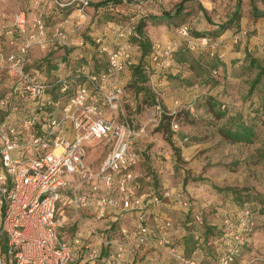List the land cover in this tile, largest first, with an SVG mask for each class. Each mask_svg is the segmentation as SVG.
<instances>
[{"label": "rangeland", "instance_id": "1", "mask_svg": "<svg viewBox=\"0 0 264 264\" xmlns=\"http://www.w3.org/2000/svg\"><path fill=\"white\" fill-rule=\"evenodd\" d=\"M66 1L71 0H0V32L20 11L29 22L41 17L49 30L40 37L42 46L31 47L29 58L43 69L89 60L91 69L106 68L107 54L93 40L96 33L106 32L110 46L115 41L127 45L131 64L119 73L124 97L117 117L126 118L139 133V191L169 190L189 197L188 212L163 208L188 235V253L203 239L202 252L214 250L219 242L227 251L236 242L240 252L230 264H264V74L252 82L259 67L250 62L255 58L264 67V17L254 18L250 0H241L238 19L219 29L230 20L237 0H187L181 15L157 23L147 20L144 31L151 50L142 60L133 38L139 18L173 11L180 0H144L141 5L133 0H90L84 17L78 13V0L63 5ZM257 5L264 9V0ZM58 27L69 38L55 36ZM193 31L201 34L194 36ZM7 44L0 40V51L13 49ZM137 64H143V81L134 74ZM9 80L0 66V96ZM241 125L251 129L248 138L224 134ZM24 137L29 140L32 133ZM104 148L103 143L91 142L86 162L97 165ZM70 209L68 201L57 203L63 219L70 215L66 227L58 230L64 240L70 242L72 234L90 237L85 221L103 230V220L85 215L82 219ZM235 235L242 242L235 241Z\"/></svg>", "mask_w": 264, "mask_h": 264}, {"label": "built area", "instance_id": "2", "mask_svg": "<svg viewBox=\"0 0 264 264\" xmlns=\"http://www.w3.org/2000/svg\"><path fill=\"white\" fill-rule=\"evenodd\" d=\"M133 1L141 5L144 0ZM78 2L84 17L90 0ZM59 27L53 34L69 38ZM48 30L41 17L29 22L20 11L2 32L16 46L0 51V66L10 79L0 96V264H136L135 253L152 246L164 249L178 264H230L240 252L236 242L215 259L196 260L178 250L176 223L163 208L187 210L191 203L185 193L137 189L139 133L126 118L117 117L124 97L119 73L131 64L128 46L116 41L110 46L100 32L95 41L107 54L106 69L93 71L90 60L74 72L60 71L64 65L59 64L52 83L26 69L31 47L42 46L40 37ZM70 72L71 79L66 77ZM53 84L59 87L56 98ZM26 133H32L29 140ZM91 142L108 148L97 165L86 162ZM60 200L68 201L70 212L82 219L103 220V230L85 221L90 237L61 238L58 230L66 222L57 214ZM115 220L119 227L112 226ZM234 240L242 242L238 235Z\"/></svg>", "mask_w": 264, "mask_h": 264}, {"label": "trees", "instance_id": "3", "mask_svg": "<svg viewBox=\"0 0 264 264\" xmlns=\"http://www.w3.org/2000/svg\"><path fill=\"white\" fill-rule=\"evenodd\" d=\"M186 1L187 0H180L179 2H177L175 4V7H174V10L173 11L172 10L165 9L160 14H147V15L142 16V17L139 18V20H138V22L136 23V26H135V36L133 38H134V41L137 43L138 47L140 48V55H141L142 60L144 59L145 56L148 55V53L151 50V41H150L149 37L146 35V33L144 31V27L146 25L147 20H150L153 23H157V22H163L165 20L173 19V18H175V17H177V16H179V15L182 14V12H183V10L185 8L184 3ZM257 1L258 0H250L252 16L254 18L264 17V9H261L257 5ZM240 4H241V0H237L235 10L233 11L230 20L228 22L219 24L218 25V28L219 29H222L229 22H231V21H233L235 19H238L239 12H240ZM201 8H203V7H201ZM218 31H216V33H218ZM102 34L104 35L107 43H109V41H108V34H106V32L105 33H102ZM200 34L201 33L198 32V31H193V35L194 36H197V35H200ZM1 36H2V38H1ZM97 36H98V33H96L94 35V37H93V40L94 41H95V39H96ZM5 38L6 37L3 36V33L0 32V40H3ZM100 52H102V51H100ZM102 53H105V52H102ZM29 55H28V64L26 65V69L28 71H30V72L41 73V74L45 75L53 83L54 82V79H55L54 78L55 77V73H52L51 72V68L52 67L54 68L55 67V64L54 65L53 64L50 65V67L48 66L49 68L48 67H45L44 69H43V67L41 68V66H39V64L33 66V63H32L33 61L30 60ZM83 62L84 61L79 62L77 64H73V65L67 64V63L65 65V63H64V67L61 68L60 71H66V72H68V68H70L71 71L74 72V70L81 63H83ZM250 62H252V64H254L256 67H259V71H258V73H256V77L252 81V82H257L259 80L260 75L261 74H264V67L262 65H260V63L258 62V60L255 59V58H250ZM142 65L143 64L134 65V74L136 75V77L140 78L141 81H143L145 79V74L143 73ZM105 69L106 68L101 69L99 71L101 72V71H104ZM40 70H42V71L44 70L45 72L44 71L43 72H40ZM93 71L98 72V71H96L94 69H93ZM72 72H70V75L69 76L66 75V77L69 78V79H71L72 78V75H73ZM122 85H123V88H124V84L123 83H122ZM58 89H59L58 85L57 84H53L52 90H51V93L53 95L52 97L56 98L58 96L57 95ZM70 91H71V88H70ZM251 133H252L251 129L249 127L243 126V125H241L238 129H235V130H232V129H226V130H224V134L225 135H227V136H229L231 138H234V139H241L243 137H247L248 138ZM168 139L171 142V139L169 137H168ZM103 146H105L104 149H106V151H107L108 150L107 146L105 144H103ZM137 152H138V150H137ZM139 164H140V154L138 152V163L135 166V171L138 172V173H139V171H138ZM140 178H141V174H140V176H139V178H138V180L136 182L138 191H139V188H140ZM140 192L160 193L156 189H154V190L149 189L147 191H144V190L142 191L141 190ZM186 211L188 212L189 210H186ZM245 211L247 213H249V210L248 209H245ZM57 213H58V211H57ZM69 218L66 217L65 219H69ZM225 222L228 223L229 222V219L226 218L225 219ZM200 223H202V221H200ZM112 226L113 227H119L120 226V223L119 222H116V220H115V221H113ZM176 227H177V225H176ZM177 229H178L177 232L173 235V239L175 241L176 246L178 247V250L179 251H183L187 256L192 257L193 259H196V260H200V259H215V258H217V257H219V256H221V255L226 254V253L229 252V249L230 248L227 251H225V250H222L221 246L219 247L218 244H221L220 242L219 243H214V250L211 249L207 245V247L209 249H211V250L206 249V252H204V251L202 252V251L199 250L200 245L201 244H202L201 246H204V244L206 245V243H205V241L203 239V241H200L201 243H199V244L196 243V247H193V248H196V249H194L193 252H189L188 253L187 252V248H186V239H187L188 235H186V233L185 234L182 233V231L180 230L179 227H177ZM195 233H196L195 234V238H199L198 232H195ZM221 242H222V238H221ZM209 244H211V243H209ZM163 250L164 249H158V248L153 247V246L152 247H148V248H140L135 253V255H134V262L136 264H138V263L141 264V263L146 262V261H152L154 264H178L174 259L170 258L168 255H165V256L162 257L160 254H158V252H161Z\"/></svg>", "mask_w": 264, "mask_h": 264}, {"label": "crops", "instance_id": "4", "mask_svg": "<svg viewBox=\"0 0 264 264\" xmlns=\"http://www.w3.org/2000/svg\"><path fill=\"white\" fill-rule=\"evenodd\" d=\"M2 32H3V31H2ZM45 35H47V34H45ZM6 43L10 44L8 38L6 39ZM8 44H7V45H8ZM34 45H35V44H34ZM34 45H33V46H34ZM10 46H11V47L13 46V48H15L16 44H10ZM30 60H31V58H30ZM57 71H58V66L56 65L55 69H54V70H51V72H52V73H55V72H57ZM106 115H107V116H112L111 112H109V111H106ZM57 214H58V213H57ZM67 216H68V217H67ZM66 217L69 218L70 216L67 214V215L65 216V218H66ZM65 218H64V219H65ZM65 226H66V224H65Z\"/></svg>", "mask_w": 264, "mask_h": 264}]
</instances>
